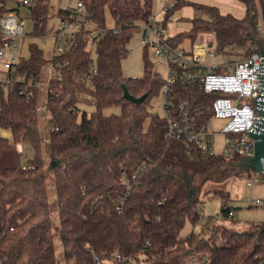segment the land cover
Segmentation results:
<instances>
[{"label": "trees", "instance_id": "16d2710c", "mask_svg": "<svg viewBox=\"0 0 264 264\" xmlns=\"http://www.w3.org/2000/svg\"><path fill=\"white\" fill-rule=\"evenodd\" d=\"M81 1L93 28L83 26L66 53H53L45 105L51 123L49 146L63 263L96 264L98 257L105 264H115L120 254L138 264H194L192 258L206 256L209 264H260L264 261V223L244 231L218 227L208 238L194 232L181 236L188 222L195 227L202 221V193L221 202V213L231 210L226 207L230 191L202 192L206 183L249 179L254 171L235 167L242 159L238 155L230 159L205 156L167 137V122L152 106L164 78L154 70L148 48H143L142 77L124 75L129 43L140 24L150 22L154 1ZM175 1L165 22L186 7L195 15L186 19L191 25L188 31L169 39L173 46L194 42L200 33H213L227 58L252 54L257 27L264 25V0H239L246 7L243 19L223 15L215 6ZM28 9L31 35L47 37L53 18L49 5L33 0ZM107 14L114 23L112 29L106 27ZM71 15L67 8H60L56 17L66 20ZM93 30L99 31L95 37ZM29 50L30 57L17 63L8 88H0V127L11 134L0 137V255L3 264H58L38 121L37 80L44 50L36 43ZM123 87L145 99L140 104L129 102ZM222 96L227 95L177 85L169 100L174 108L185 101L200 107L201 126L211 120L209 107ZM80 104L94 111L80 110ZM108 109L120 112L105 115ZM19 145L33 151L26 161ZM222 168L229 169L214 181L212 175ZM124 178L130 180L129 190ZM197 181L199 185L193 188ZM209 222L205 221L203 230Z\"/></svg>", "mask_w": 264, "mask_h": 264}, {"label": "built area", "instance_id": "2783aa9c", "mask_svg": "<svg viewBox=\"0 0 264 264\" xmlns=\"http://www.w3.org/2000/svg\"><path fill=\"white\" fill-rule=\"evenodd\" d=\"M6 0H0V88L6 90L8 84L15 78L16 65L21 59H28L23 54L29 34L25 31L26 23L17 9L9 10ZM70 19L58 21L55 29L56 35L52 48L53 53L60 55L68 51L74 35L84 26H91L87 21L85 7L81 0H73ZM161 3L160 10L154 13L149 23L140 24V44L143 48L151 50L158 58L165 62L164 85L161 91V116L167 122V137L181 141L187 148H197L205 156H224L227 159L238 155L241 158L254 155L255 139L251 133H260L262 119L260 110L264 101V56L260 52L259 41L264 43V29L257 27L255 40L252 43V54L248 56L237 55L231 60L220 53L217 39L213 33H201L194 42L186 47L184 44L173 46L169 39L171 19L165 22L168 10L174 8L175 0H153ZM33 0H22V6H30ZM50 6L51 0H44ZM6 8L7 11H2ZM99 31L93 30L94 36ZM65 41L66 44H63ZM210 57L223 59L219 64L207 63ZM67 64V62H66ZM189 88L198 86L205 93L222 92V96L215 100L209 108L213 110L211 120L226 119L227 124L220 130L223 141L220 149H216L215 131L210 130L209 123L199 126L197 116L198 106L191 107L189 102L174 105L169 97L175 86ZM29 93L28 97H31ZM247 99V101H245ZM264 167V160H263ZM144 169V167H141ZM134 176L133 178H135ZM129 190L130 180L124 178ZM264 185V169L254 172L247 179V185ZM125 199L122 198V201ZM255 203L264 207V197L257 198ZM219 218H233L234 212L230 210L227 215L218 214ZM194 264H209V257L202 259L192 258ZM96 264H105L100 258H95ZM0 264H3L0 255ZM111 264V263H109ZM115 264H138L136 261L120 254L116 256ZM260 264H264L262 261Z\"/></svg>", "mask_w": 264, "mask_h": 264}, {"label": "rangeland", "instance_id": "374dc122", "mask_svg": "<svg viewBox=\"0 0 264 264\" xmlns=\"http://www.w3.org/2000/svg\"><path fill=\"white\" fill-rule=\"evenodd\" d=\"M6 7L9 10L17 9L20 13V16L26 23L25 31L29 34L28 39L26 40L24 47V56L30 57L29 46L31 43H36L41 49L44 50V61L42 66V71L40 74V78L37 80V85L39 88V102H38V121L40 127L41 138L43 142V156L46 165L47 171V186H48V196L50 209L52 210V223L53 227L56 230V256L58 264H64V257L61 245L60 236L57 233V228L59 226V218H58V204L56 200V191L54 187L53 173L51 163L53 162L51 159V151L49 146V136L51 130V123L49 119V115L45 110L46 100H47V83L49 78L53 73V64H52V55L53 50L51 49L52 39H48V37H53L52 33L53 27L50 29L51 22L48 23L50 29L49 35L45 38H34L31 33L33 31V21L30 18V12L27 6H22V0H6ZM73 0H53L50 3V13L53 17L56 18L57 13L63 5H67L68 7L73 4ZM159 5L154 4V13L159 11ZM195 12L192 8H184L179 12L180 19L173 18L171 21V25L169 27V34L174 35L176 33L188 31L191 27L190 22L186 20L187 18H193ZM106 27L107 29L114 28V23L109 14L106 15ZM264 29V25H262ZM93 25L89 27L92 29ZM201 34V33H200ZM199 34V35H200ZM198 35V36H199ZM141 32L138 31L131 42L129 43L130 54L126 60L123 62V72L126 77H142L143 75V62H142V54L143 47L140 44ZM63 44H66L63 41ZM190 43L185 41L184 45L188 47ZM149 60L154 65V70L158 72L162 77L165 75V62L158 58L151 50H148ZM224 59L231 60L230 58L225 57ZM223 59L216 58L215 61L211 60L208 56L206 62L219 64ZM162 97L161 94L157 96L153 102V111L159 115H161V105ZM247 101V99H245ZM80 110H87L88 113L94 111V107H86L85 105H79ZM119 109H108L105 111V115L118 114ZM227 124L226 119H214L209 123V128L212 131H215L216 135V149H220L219 147L223 141V133L220 131ZM11 134L9 130L2 129L0 127V137L10 138ZM19 151L23 152L24 161L30 158L33 155V151L31 148L25 149L24 147H19ZM229 168H222L215 172L212 177L214 181L219 180V178L224 176V172ZM200 181L193 184V188H197ZM205 182V181H204ZM214 188H224L230 191L231 200L228 202L227 208H230L234 212L233 218H219L218 214L222 210V204L217 199H210L205 197V193H202L201 198L204 203L200 207V214L202 216V221L197 226H192L189 222L185 225L184 229L181 232V236H186L187 234L194 232L196 234H200L204 237H210L213 231H216L218 227H227L233 228L238 231L246 230L250 225L253 224H262L264 223V207L255 203L257 198L262 199L264 197V185L255 184L253 186L247 185L246 178H228L222 184L217 183H206L202 192H207ZM210 219L209 227L203 230L202 222Z\"/></svg>", "mask_w": 264, "mask_h": 264}, {"label": "water", "instance_id": "95a60500", "mask_svg": "<svg viewBox=\"0 0 264 264\" xmlns=\"http://www.w3.org/2000/svg\"><path fill=\"white\" fill-rule=\"evenodd\" d=\"M260 52L264 56V43L259 41ZM123 95L126 100L133 104H140L145 99V96L136 98L132 96L126 87H123ZM264 98V95H263ZM262 109L260 110L261 116L264 118V101L261 102ZM260 133H251V136L255 139L254 155L251 157L242 158L238 164L234 166L243 169H252L254 172L263 171L264 160V119H262Z\"/></svg>", "mask_w": 264, "mask_h": 264}, {"label": "crops", "instance_id": "0c3cea01", "mask_svg": "<svg viewBox=\"0 0 264 264\" xmlns=\"http://www.w3.org/2000/svg\"><path fill=\"white\" fill-rule=\"evenodd\" d=\"M52 1L53 0H51V2ZM188 1L199 3V4H204V5H208V6H215L220 10L221 14H223V15L232 14L233 16H235L238 19H243L245 17V14H246V7L239 0H188ZM155 4L159 5L158 9L160 10L161 3H155ZM69 7H71V6H69ZM69 7L67 5L62 6V8H69ZM186 8H188V7H186ZM174 18L180 19L179 13L174 15ZM59 20L60 19L57 17L56 18L53 17L52 19L49 20V22H51L50 28L53 27V31H54V33H52L53 36L56 35L55 29L57 27ZM176 34H174V35H176ZM48 39H52L51 40V42H52L51 49H52L55 41H54L53 37H48ZM19 147L23 148V145H19L18 148ZM204 223H205V220L202 222V225Z\"/></svg>", "mask_w": 264, "mask_h": 264}]
</instances>
